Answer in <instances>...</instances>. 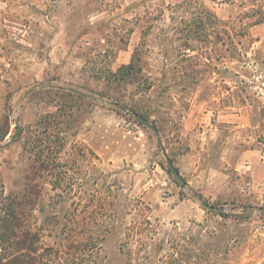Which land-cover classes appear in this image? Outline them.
<instances>
[{
  "label": "rangeland",
  "instance_id": "rangeland-1",
  "mask_svg": "<svg viewBox=\"0 0 264 264\" xmlns=\"http://www.w3.org/2000/svg\"><path fill=\"white\" fill-rule=\"evenodd\" d=\"M203 7L216 27L183 22ZM260 8L0 0V239L24 203L34 264H264V179L234 164L244 151L264 162ZM136 51L141 72L120 80ZM207 129L204 167L230 177L217 200L182 186L163 153L183 177L178 164ZM229 147L231 166L220 160Z\"/></svg>",
  "mask_w": 264,
  "mask_h": 264
},
{
  "label": "crops",
  "instance_id": "crops-1",
  "mask_svg": "<svg viewBox=\"0 0 264 264\" xmlns=\"http://www.w3.org/2000/svg\"><path fill=\"white\" fill-rule=\"evenodd\" d=\"M197 138L200 141L190 143L189 152L182 156L178 166L187 181V189L189 188L191 193L197 192L206 199L217 200L228 191L230 178L227 172L228 168H205L204 163L207 160L206 153L210 142L208 129L197 134ZM233 148H226L228 152H224V156L220 159L222 162L225 161L228 166H231L233 157L225 155L230 153L229 150L235 151ZM234 164L236 172H239L241 176L250 177L254 183H261L264 179V162L260 160L256 152H242ZM243 167L244 171L242 170ZM261 171L263 174H260ZM190 203L193 201H182L179 207L189 206Z\"/></svg>",
  "mask_w": 264,
  "mask_h": 264
},
{
  "label": "trees",
  "instance_id": "trees-1",
  "mask_svg": "<svg viewBox=\"0 0 264 264\" xmlns=\"http://www.w3.org/2000/svg\"><path fill=\"white\" fill-rule=\"evenodd\" d=\"M191 3L184 2L182 7H188ZM203 14H191L190 17H187L185 20L182 18L183 22L188 25H201V24H210L213 27H216L220 20L211 13L206 12V9H202ZM258 14H260V23H264V11L260 8ZM139 51V50H138ZM136 51L135 56L132 62L129 65H124L119 70V79L124 80L127 77H134L141 72V60L139 52ZM134 111L138 113L143 118L146 116L139 110L134 108ZM45 151L42 150V153ZM31 193V192H30ZM18 210L11 212L10 220L5 224V230L9 235H2L0 242L2 250L0 253V264H34L36 260V254L39 250L40 238L37 234L32 233L28 228V224H24L25 215L22 214V208H24V203H17L15 206ZM200 258V257H199ZM202 259L203 255H202Z\"/></svg>",
  "mask_w": 264,
  "mask_h": 264
},
{
  "label": "water",
  "instance_id": "water-1",
  "mask_svg": "<svg viewBox=\"0 0 264 264\" xmlns=\"http://www.w3.org/2000/svg\"><path fill=\"white\" fill-rule=\"evenodd\" d=\"M137 120H139L141 123H144V125L146 127H148L149 129H151L152 131H154L157 135H158V131L157 129L152 126L151 124L149 123H146L144 118L141 117V116H136ZM20 128H18V131L15 135V137L13 138L12 142L16 139V137L18 136L19 132H20ZM158 142L160 143V140H158ZM163 153H164V156L166 158V161H167V165H168V168L170 170V172L172 173V175L181 183L182 186L184 187H187V182L185 181V179L180 175V173L178 172V170L176 169V167L174 166L172 160L169 158V156L167 155L166 151L163 150ZM194 197V196H193ZM195 198V197H194ZM205 208L211 210V211H214L215 208L209 206L208 204H205L203 203L202 204Z\"/></svg>",
  "mask_w": 264,
  "mask_h": 264
}]
</instances>
